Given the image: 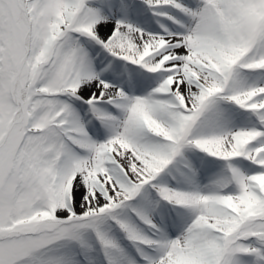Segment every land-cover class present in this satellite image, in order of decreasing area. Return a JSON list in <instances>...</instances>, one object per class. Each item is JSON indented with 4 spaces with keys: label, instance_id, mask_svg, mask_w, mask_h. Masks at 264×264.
Instances as JSON below:
<instances>
[{
    "label": "snow or ice",
    "instance_id": "snow-or-ice-1",
    "mask_svg": "<svg viewBox=\"0 0 264 264\" xmlns=\"http://www.w3.org/2000/svg\"><path fill=\"white\" fill-rule=\"evenodd\" d=\"M0 264H264V0H0Z\"/></svg>",
    "mask_w": 264,
    "mask_h": 264
}]
</instances>
